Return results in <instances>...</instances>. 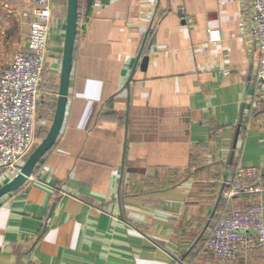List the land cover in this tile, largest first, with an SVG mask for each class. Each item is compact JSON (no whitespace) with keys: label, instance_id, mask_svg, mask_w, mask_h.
Masks as SVG:
<instances>
[{"label":"crops","instance_id":"1","mask_svg":"<svg viewBox=\"0 0 264 264\" xmlns=\"http://www.w3.org/2000/svg\"><path fill=\"white\" fill-rule=\"evenodd\" d=\"M27 1L0 2L19 17L23 47ZM87 1L78 3L60 134L26 182L0 198V264H219L206 241L220 216L247 205L264 215V104L255 108L263 90L250 0ZM49 5L35 125L44 134L67 0ZM239 166L258 167L262 190L227 199ZM13 177L0 175V187ZM262 262L255 250L228 264Z\"/></svg>","mask_w":264,"mask_h":264},{"label":"built area","instance_id":"2","mask_svg":"<svg viewBox=\"0 0 264 264\" xmlns=\"http://www.w3.org/2000/svg\"><path fill=\"white\" fill-rule=\"evenodd\" d=\"M49 0H28L20 17L27 28V46L15 52L0 74V175H16L35 144L36 109L46 64L51 19ZM249 34L258 42L256 76L264 104V0H250ZM210 40H219L209 31ZM258 167L239 166L223 196L227 199L259 194ZM206 249L219 262L228 264L243 252L258 250L264 264V215L261 206H232L220 216L206 241Z\"/></svg>","mask_w":264,"mask_h":264},{"label":"water","instance_id":"3","mask_svg":"<svg viewBox=\"0 0 264 264\" xmlns=\"http://www.w3.org/2000/svg\"><path fill=\"white\" fill-rule=\"evenodd\" d=\"M91 1L92 0L87 1L88 6ZM78 3L79 0H67L59 85L52 123L44 138L28 155L20 167L19 172L9 182L0 187V198L17 190L26 182L27 178L33 173L38 162L54 146L60 134L65 117L69 80L73 62L74 42L79 20ZM146 61L147 58H144L143 64H145Z\"/></svg>","mask_w":264,"mask_h":264},{"label":"rangeland","instance_id":"4","mask_svg":"<svg viewBox=\"0 0 264 264\" xmlns=\"http://www.w3.org/2000/svg\"><path fill=\"white\" fill-rule=\"evenodd\" d=\"M24 32L25 29L20 24L17 14L14 11L4 9L0 4V74L8 67L15 52L23 48ZM43 137L42 129L36 127L33 150Z\"/></svg>","mask_w":264,"mask_h":264},{"label":"trees","instance_id":"5","mask_svg":"<svg viewBox=\"0 0 264 264\" xmlns=\"http://www.w3.org/2000/svg\"><path fill=\"white\" fill-rule=\"evenodd\" d=\"M78 9H79V7H78ZM46 134H44V136H45Z\"/></svg>","mask_w":264,"mask_h":264}]
</instances>
